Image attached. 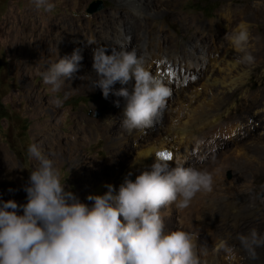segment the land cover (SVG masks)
Returning a JSON list of instances; mask_svg holds the SVG:
<instances>
[{
	"label": "rangeland",
	"instance_id": "obj_1",
	"mask_svg": "<svg viewBox=\"0 0 264 264\" xmlns=\"http://www.w3.org/2000/svg\"><path fill=\"white\" fill-rule=\"evenodd\" d=\"M98 1L101 7L89 12L87 9ZM48 2L54 5L51 12L37 8L34 0H0V200L11 199L18 205L26 203V192L23 189L28 183L29 173L37 165L27 149L30 144L36 143L60 170L61 182H65L66 190H70L81 202L91 207L94 202L87 199L89 195H103L107 191L106 185L109 184L118 191L122 184L115 176L120 169L127 170L134 162L135 130L129 131L121 127L122 124L114 126L113 123L104 121L113 106L103 101L100 90H90L87 85L80 87L77 74V78L64 81L60 92L53 93L51 86L43 83L40 73L58 58L57 53L51 51L53 47L49 42L54 24L59 21H75L78 24L95 25L97 16L109 11L114 1ZM256 2H263L260 6L264 7V0H171L173 12L159 16L156 24L150 27L142 23L144 28L141 33L150 34V39L165 37L164 45L178 52L193 44L198 45L195 52L201 46L213 50L219 42L217 38L215 41L211 39L212 34L225 36L226 28L218 25L225 6L232 4L244 7ZM245 10L248 11L247 8ZM252 18L253 21L246 22L250 25L247 51L254 56L255 62H239L238 74L246 84L243 92H237L232 100L233 105L237 104L233 109L234 115L255 112L253 121L248 124L250 131L245 137L264 131V14L257 18L253 14ZM188 20L190 23L185 26ZM207 24L212 25L209 31L196 29L199 25ZM160 27L164 28V33L159 32ZM196 31L199 32L196 35L199 40L195 41L193 39L197 37H193L194 42L189 41ZM78 42L79 45L75 46L80 47V42L83 41ZM242 55L239 53L238 57ZM195 85L196 83L187 85L186 91L188 86L196 87ZM192 90L193 88L188 92L192 93ZM244 94L248 99L246 101ZM178 95L185 101L182 91ZM57 98L63 101L60 106L54 103ZM177 100L181 98L173 99L166 108L178 109ZM168 120L169 117L167 122ZM108 127L114 132H110ZM167 135L164 130L156 128L149 138L151 140L154 137L157 142L158 137L167 139ZM168 136L164 148L169 149L174 157L173 167L179 163L186 168L207 170L212 174L213 184H217V189L212 190L213 193L211 190H201L186 208L181 209L175 203L161 208L165 233L177 229L185 230L192 234L193 241L196 240L193 244L200 251L211 247L212 251L218 252L220 264H235L234 258L227 254L225 247H215L208 241L205 231L196 227L195 213L200 209L198 205L201 196L214 195V192L218 196L232 192L242 193L252 204L249 207L250 212H242L237 218L234 217V211L228 212L220 218L217 229L234 230L240 246L253 257L240 237L248 236L252 229H256L259 236L264 237V158H261L262 162L255 160L261 171H257L255 177L250 173L248 179H244L241 173L225 164L226 161L246 164L243 160L245 158L237 159L235 155L240 145L232 142L228 146L221 143L207 144L204 150L193 153V150L186 152L178 148L177 142L171 140L170 134ZM140 141L141 144H146L143 138ZM138 171L129 178L134 180L140 173ZM222 180L234 181L227 185L228 188L223 185ZM18 214H22V210H18ZM252 247L254 259L264 263V244Z\"/></svg>",
	"mask_w": 264,
	"mask_h": 264
},
{
	"label": "clouds",
	"instance_id": "obj_2",
	"mask_svg": "<svg viewBox=\"0 0 264 264\" xmlns=\"http://www.w3.org/2000/svg\"><path fill=\"white\" fill-rule=\"evenodd\" d=\"M34 3L46 12L54 8L48 0ZM225 37L243 54L239 62H255L247 51L250 25L241 21ZM81 61L79 50L59 57L40 73L43 83L60 92L65 80L77 78ZM92 61L97 76L93 90L99 88L105 99L112 93L125 102L122 126L129 131L151 126L171 90L145 68L143 57L135 49L96 46ZM133 78L131 92L127 87L113 92L117 82L123 86ZM54 103L60 106L63 101L57 98ZM115 104L120 106L119 101ZM27 151L37 165L23 189L26 203L0 200V264H198L192 234L182 229L165 233L160 210L173 203L186 208L198 192L211 190L213 176L207 170L179 163L170 167L155 159L134 180L131 172L126 174L118 191L109 184L103 195H89L94 202L89 207L66 190L60 170L36 143ZM240 239L253 258L252 246L264 244L256 229Z\"/></svg>",
	"mask_w": 264,
	"mask_h": 264
},
{
	"label": "bare ground",
	"instance_id": "obj_3",
	"mask_svg": "<svg viewBox=\"0 0 264 264\" xmlns=\"http://www.w3.org/2000/svg\"><path fill=\"white\" fill-rule=\"evenodd\" d=\"M113 1L114 4L109 11L97 16V24L95 25H83L75 21H59L54 24L53 34L49 33L51 35L49 42L53 47L51 51H55L58 55L57 61L59 57L70 56L72 51L79 50L82 61L76 74L79 77L80 87L87 85L90 90H93L92 82L97 79V76L92 70V49L96 46H105L109 51L111 49L120 50V48L129 51L135 49L138 57H143L145 68L171 90V95L167 99L165 107L154 117L151 126L133 131L134 148L136 150L134 162H132L133 164L129 169H120L115 176L116 180L123 183L126 174L129 172L135 174L136 170H139L138 172L145 170L150 167L155 159L166 161L156 154L164 150L171 153L169 149L164 148L166 140L169 139V134L171 140L177 142L178 148H182L186 152H191V150H193V153L194 151H202L207 144L213 143L215 145L226 144L227 146L233 143L240 145L239 148L237 147L238 151L236 150L235 155L237 159L245 158L243 160L246 164L244 165L242 162L235 164L229 161H226L225 164L232 166L236 172L241 173L244 179H248L247 176L250 173H253V177H255L257 171H261V168L256 166L255 160L259 159L262 162L261 158H264V131L249 137L244 136L250 131L248 130L250 128H248V124L253 121L252 118L255 114L252 111L253 108L249 115L247 113L242 116L234 115L233 109L237 107L235 106L237 104L233 105L232 100L237 92H241L246 83L238 74L237 67L240 66L239 53L234 50L225 36L227 33L231 35L235 26L241 21H253L254 19H251L253 14L255 18L262 16L264 7L260 5L263 2L245 5L244 7L248 11L243 6L236 7L239 5L228 4L225 6L222 13L223 17L218 21V25H224L226 28L225 36L212 34L211 39L215 41L217 38L219 42L215 44L213 50L201 46L200 50L195 52L198 45L193 44L178 52L176 49L170 50L164 45V42H166L165 37L150 39V34L141 33L144 28L142 23L148 24L150 27L156 24L155 22H157L159 16L173 12L171 0ZM232 13H234V16ZM189 23L190 20L184 25L186 26ZM48 24H50L49 21ZM211 26V24L199 25L196 29L198 31H201V29L209 31ZM163 29V27H160L159 32L164 33ZM198 33L196 31L195 35L189 38V41L194 42L192 38L197 37ZM90 40H94L95 43L89 44L88 41ZM193 40L198 41L199 39L197 37ZM78 41H83L80 42V47L75 46L76 44L79 45ZM169 70L171 75H169ZM195 83L196 87L188 86L189 90L186 91L187 85H194ZM133 85L134 78L123 86L117 82L113 86V92L121 87H127L131 92ZM191 88H193L192 93H189ZM96 89L100 90L99 88ZM180 91L183 92L185 101L182 100V96L178 95ZM193 93H195V96ZM243 97H245L244 100H248L246 94ZM178 98H181V100H177L178 109L166 108L170 101ZM103 101L113 106L104 121L113 123L114 126H121L125 106L123 98L110 93L107 99L103 97ZM115 101H119V107L116 106ZM245 112H248V110ZM167 117H169L168 122ZM156 128L167 132V139L158 137L156 142L152 137L150 140L149 137ZM108 129L110 132H114L113 129L109 127ZM142 138L143 141H146V144H141L140 140ZM160 143L163 145L160 146ZM173 160L174 157L167 161L170 167L174 166ZM233 181L222 180L223 185H226L225 187H228L227 185H230ZM213 186L211 192L217 189V184H213ZM222 195L219 194L218 196L217 192L216 194L214 192V195L199 197L198 207L200 209H197L195 213L196 227L205 231L208 241L214 244L215 247H225L227 254L234 258L235 264H264L261 262L262 260L251 257L249 251L247 252L245 248L240 246L234 230L217 229L220 218L228 212L234 211V217L237 218L240 217L238 216L240 213L248 211L249 207L252 206L248 201V197L242 195V193L233 194L232 192L231 194ZM193 243H196V240ZM195 245L193 244V253L198 264H220L218 252L212 251L211 247L200 251Z\"/></svg>",
	"mask_w": 264,
	"mask_h": 264
},
{
	"label": "snow or ice",
	"instance_id": "obj_4",
	"mask_svg": "<svg viewBox=\"0 0 264 264\" xmlns=\"http://www.w3.org/2000/svg\"><path fill=\"white\" fill-rule=\"evenodd\" d=\"M169 75H171V71L169 70ZM194 79V78H193ZM158 157L166 160V161H170L173 157L172 154L170 152H159L156 154Z\"/></svg>",
	"mask_w": 264,
	"mask_h": 264
},
{
	"label": "water",
	"instance_id": "obj_5",
	"mask_svg": "<svg viewBox=\"0 0 264 264\" xmlns=\"http://www.w3.org/2000/svg\"><path fill=\"white\" fill-rule=\"evenodd\" d=\"M100 7H101V3H100V1H98L97 3H95L94 5L89 7L87 10L89 12H92V11H95V10L99 9Z\"/></svg>",
	"mask_w": 264,
	"mask_h": 264
}]
</instances>
